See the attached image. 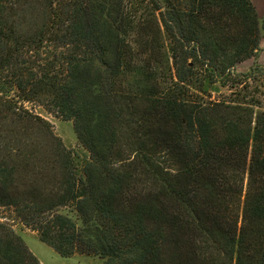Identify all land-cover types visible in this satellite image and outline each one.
I'll list each match as a JSON object with an SVG mask.
<instances>
[{
  "label": "trees",
  "instance_id": "obj_1",
  "mask_svg": "<svg viewBox=\"0 0 264 264\" xmlns=\"http://www.w3.org/2000/svg\"><path fill=\"white\" fill-rule=\"evenodd\" d=\"M152 1L150 40L168 48L144 51L122 0H0V207L61 256L264 264V106L244 92L260 64L235 69L257 53L259 11ZM25 103L71 120L77 149ZM0 264H41L2 222Z\"/></svg>",
  "mask_w": 264,
  "mask_h": 264
},
{
  "label": "rangeland",
  "instance_id": "obj_2",
  "mask_svg": "<svg viewBox=\"0 0 264 264\" xmlns=\"http://www.w3.org/2000/svg\"><path fill=\"white\" fill-rule=\"evenodd\" d=\"M161 3L167 0H159ZM124 10L133 19L135 17L142 18L141 31L138 34L130 33L129 41L133 48L139 50H150V48H168V43L164 38L158 37L156 40H150V33L152 27L146 21L151 19L153 13V1L151 0H122ZM257 9L261 16L262 28L260 30L259 48L255 56L249 57L237 64V71H245L253 62H258L259 67L255 68L248 85L244 88L248 99L254 98L264 106V5H257ZM28 16L22 9L15 10L14 22L19 30H26L28 23ZM40 17H37L36 22H40ZM136 40V42L133 41ZM158 60L156 58L155 65H158V77L169 80V66H171V59L166 60V56L159 53ZM146 59L147 56L142 55ZM153 60V59H152ZM151 60V61H152ZM243 86L245 84L243 83ZM223 94L229 92L228 87H220ZM219 91V92H220ZM219 96V93L212 92V97ZM25 105L47 119L51 124V130L62 142V144L69 149H77V138L73 129L72 121L55 117L49 113L42 105L34 103H25ZM41 145H50L46 139H42ZM0 222L4 223L7 228L18 234L30 251L37 257L41 264H102V259L96 255H87L81 253H74L70 256H61L53 248L43 243L38 237L37 232L25 226L21 219L17 217L11 207H0Z\"/></svg>",
  "mask_w": 264,
  "mask_h": 264
},
{
  "label": "crops",
  "instance_id": "obj_3",
  "mask_svg": "<svg viewBox=\"0 0 264 264\" xmlns=\"http://www.w3.org/2000/svg\"><path fill=\"white\" fill-rule=\"evenodd\" d=\"M252 2L256 5H264V0H252Z\"/></svg>",
  "mask_w": 264,
  "mask_h": 264
}]
</instances>
